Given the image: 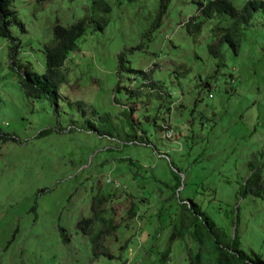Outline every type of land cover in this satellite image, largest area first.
I'll return each instance as SVG.
<instances>
[{
    "label": "rangeland",
    "instance_id": "obj_1",
    "mask_svg": "<svg viewBox=\"0 0 264 264\" xmlns=\"http://www.w3.org/2000/svg\"><path fill=\"white\" fill-rule=\"evenodd\" d=\"M93 1L15 0L25 25L11 27L17 63L42 74L54 27L88 17ZM104 1L110 25L88 28L65 65L68 82L47 98L26 96L12 43L0 37V132L13 137L0 139V264H186L182 248L164 257L177 219L161 200L173 194L176 172L182 202L197 194L218 225L239 231L244 250L264 256V202L237 195L248 163L264 162V11L245 30L240 54L230 50L219 68L209 54L219 18L187 29L198 2L209 0H170L155 30L161 0ZM231 1L240 9L246 0ZM93 111L111 116L113 137L87 128L88 118L100 126ZM207 188L223 208L208 203ZM100 197L119 227L104 242L111 255L96 258L77 224ZM132 202L138 215L130 219ZM224 209H235L234 221L239 215L233 229Z\"/></svg>",
    "mask_w": 264,
    "mask_h": 264
},
{
    "label": "trees",
    "instance_id": "obj_2",
    "mask_svg": "<svg viewBox=\"0 0 264 264\" xmlns=\"http://www.w3.org/2000/svg\"><path fill=\"white\" fill-rule=\"evenodd\" d=\"M14 1L0 0V37L12 43V68L19 73L20 84L25 90L26 96L30 99L47 98L51 93L57 94L62 85L68 82V71L65 70V65L71 54L79 49V41L85 36L88 28L90 27L96 32L105 31L111 23L113 8L104 0H94L90 14L85 19L70 26L57 24L53 30V37L45 48V69L40 74L29 66L17 63L16 58L20 44L13 35L11 27L17 24L22 31H25V25L19 20L18 13L13 8ZM47 1L37 0V3L43 5ZM126 1L133 3L136 0ZM169 1H160L161 13L156 19L153 30L160 24L163 14L167 12ZM261 10L264 11V0H246L240 9H237L231 0L198 2V8L195 14L190 17L187 29L191 33L199 32L206 21L219 18V22L214 24L212 28V34L215 35V38L209 45V54L219 59L218 67L221 68V65L223 66L227 60V52L232 50L236 56L240 54L244 32L252 24L255 14ZM197 15H200L202 20H198ZM146 36H148V33ZM122 58L123 55H120L121 67L126 68ZM130 92L131 96H133V91ZM134 110V108L130 107L124 111L130 130L133 132L131 134L133 139L136 137L135 128L131 123ZM92 114L99 116L98 123H100V126H96L88 118L85 120L87 128L100 135L113 137L117 127L111 116L102 115L96 111H93ZM83 115L87 116L86 113H83ZM0 139L7 142L12 140L13 137L0 132ZM172 166L174 167V163H172ZM248 171V176L238 183L237 195L241 198L252 196L264 202V162L259 164L256 160L250 161L248 163ZM174 178L176 185L173 189V194L161 200L162 208L169 209V206L170 208L172 207L170 214L171 212L175 214L177 219L164 257L170 259L174 251L180 252L182 248L185 255L184 259L188 260L186 264H264L263 255L255 250L246 251L242 248L239 231L235 235L231 230L229 231L226 227L217 224L212 214L207 211V206H204V199L198 201V195L194 194L187 198L185 203L182 202L181 197H177L176 194V191L182 186L178 172L174 173ZM207 189L208 193H210V195H207L209 197L208 203L217 201L220 203L219 209L223 208L222 202L218 197V191L215 188ZM173 202L176 205L174 209ZM106 203L107 199L100 197L97 204L92 205L90 217L81 219L77 224L83 234L90 238L96 258L103 254L111 255L110 249L104 245V242L108 237L115 234L119 227L116 224L115 217H108L112 209ZM126 212L124 213L125 215ZM223 212L227 218H232V229L238 225L239 215H237V211L236 221L233 219L235 209H224ZM127 214L130 219L135 218L138 215L137 205L132 202ZM59 231L65 236L64 240L69 242L70 236L66 234V229L60 226ZM111 257L113 258V256Z\"/></svg>",
    "mask_w": 264,
    "mask_h": 264
}]
</instances>
